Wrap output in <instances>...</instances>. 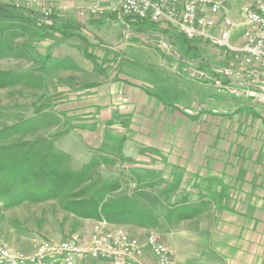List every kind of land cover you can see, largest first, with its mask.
Wrapping results in <instances>:
<instances>
[{
  "label": "crops",
  "instance_id": "crops-1",
  "mask_svg": "<svg viewBox=\"0 0 264 264\" xmlns=\"http://www.w3.org/2000/svg\"><path fill=\"white\" fill-rule=\"evenodd\" d=\"M94 1L30 0L16 7L14 0H4L0 3L16 9L11 17H0L12 21L14 42L21 39L33 50L30 54L49 64L44 76L68 79V90L102 98L111 112L133 120L139 134L129 136L126 145L144 144L161 152L154 163L144 155L138 158L142 160L133 174L153 183L137 196L158 209L155 229L171 250L173 264H264V103L214 93L175 73L186 81L167 95L145 87L140 79L115 75L118 70L94 81L92 73L107 72L112 64L118 69L124 59L134 61L122 47L129 28L140 30L125 24L116 0H100L103 14H79ZM44 10L49 22L38 27L33 17ZM145 49L160 63V55L148 45ZM137 50L138 44L131 48ZM63 70L69 73L66 77ZM79 71L85 79L90 76V84H74ZM205 92L214 93L216 102L211 98L212 105L196 112L194 104L205 101ZM194 112L197 116L190 115ZM175 128H181V135ZM162 156L169 163L160 161ZM179 160L186 168H173ZM194 174L201 181L194 183ZM210 176L216 182H209ZM161 180L165 183L160 185ZM147 264L157 263L149 256Z\"/></svg>",
  "mask_w": 264,
  "mask_h": 264
},
{
  "label": "rangeland",
  "instance_id": "rangeland-1",
  "mask_svg": "<svg viewBox=\"0 0 264 264\" xmlns=\"http://www.w3.org/2000/svg\"><path fill=\"white\" fill-rule=\"evenodd\" d=\"M250 1L253 0H223L233 13ZM123 19L130 27L132 24L140 27V30L128 29L122 47L134 61L124 59L118 69L115 64L108 65L107 72L100 69L92 73L94 81L119 72L167 95L186 81L175 73L219 93L208 78L212 76L210 63L226 66L217 49L206 43L187 41L192 57L185 58L181 54L183 45L172 26L164 22L150 25L130 17ZM12 24L10 19L0 17V242L28 252L41 240L83 237L93 223L112 221L109 217L115 219L116 212H121L116 209L119 207L126 210L121 216L128 218L112 222L133 235L156 231L158 209L137 196L141 188L153 183L139 180L133 170L140 165L142 159L138 158L144 155L145 160L154 163L161 152L144 144L129 143L127 147L128 137L139 132L125 113L111 112L112 106L104 104L102 98L95 100L86 95V91L68 90V79L44 76V68L49 64L42 62L36 53L30 54L33 50L21 39L12 40L9 31ZM136 44L141 46V51L132 52ZM145 45L160 55V63ZM194 69L204 70L207 77L191 75ZM61 74L66 77L69 73L63 70ZM89 77L85 79L79 71L74 84L83 85L86 81L90 84ZM185 92L184 88L182 99ZM214 93L205 92V101L194 105L197 108L212 105L211 98L216 102ZM175 130L181 135V128ZM160 161L169 163L163 156ZM181 163L182 160L177 161L173 168H186ZM192 178L194 183L201 181L197 174ZM208 180L216 182V177L210 176ZM158 183L164 184L165 180ZM88 201L96 206L93 213L84 210Z\"/></svg>",
  "mask_w": 264,
  "mask_h": 264
},
{
  "label": "built area",
  "instance_id": "built-area-1",
  "mask_svg": "<svg viewBox=\"0 0 264 264\" xmlns=\"http://www.w3.org/2000/svg\"><path fill=\"white\" fill-rule=\"evenodd\" d=\"M29 1L14 0V4L17 7ZM116 4L125 17L164 22L188 41L217 49L226 66L210 63L212 76L208 78L219 93L264 103V0L244 3L235 13L223 0H116ZM104 12L100 0H95L79 14ZM48 22L47 10L36 15V25L41 27ZM191 75L207 77L201 69H194ZM201 109L202 106L197 108ZM149 256L157 264H173L171 250L157 231L133 235L109 220L93 223L83 237L41 240L28 252L0 242V264H147Z\"/></svg>",
  "mask_w": 264,
  "mask_h": 264
},
{
  "label": "trees",
  "instance_id": "trees-1",
  "mask_svg": "<svg viewBox=\"0 0 264 264\" xmlns=\"http://www.w3.org/2000/svg\"><path fill=\"white\" fill-rule=\"evenodd\" d=\"M13 9H16V8H13ZM13 9L11 8V7H9V6H6V5H3V4H1L0 3V16H6V17H11L12 16V13L14 12L13 11ZM135 20H137V19H135ZM33 21H34V23H36V16H34L33 17ZM137 22H141V23H150V22H148V21H139V20H137ZM150 24H152V23H150ZM178 37H179V41H180V43H181V45H183V53L181 52V54H182V56H184L185 58H187V57H192V51L190 52V50H188V46H187V39L184 37V36H182V35H177ZM186 45V46H185ZM190 53V54H189ZM190 56H189V55ZM95 208H96V206L91 202V201H88L87 203H86V205L84 206V210L87 212V213H93L94 212V210H95ZM117 209V211L118 210H120L121 212H116V218L114 219V218H112V217H109L112 221L114 220V221H117V222H119V221H126L127 220V218L128 217H126V218H124L126 215H124V214H122L123 216H121V213H122V211L123 210H125V208L124 207H119V208H116ZM126 211V210H125ZM129 211V210H128ZM124 219V220H123ZM126 219V220H125ZM131 220V219H130Z\"/></svg>",
  "mask_w": 264,
  "mask_h": 264
}]
</instances>
